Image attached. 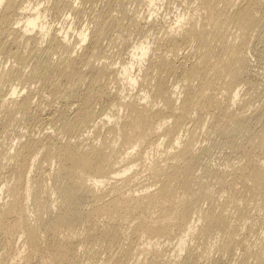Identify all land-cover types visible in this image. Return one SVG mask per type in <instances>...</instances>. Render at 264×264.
I'll return each mask as SVG.
<instances>
[{
	"label": "bare ground",
	"instance_id": "obj_1",
	"mask_svg": "<svg viewBox=\"0 0 264 264\" xmlns=\"http://www.w3.org/2000/svg\"><path fill=\"white\" fill-rule=\"evenodd\" d=\"M84 1L94 4V0ZM141 1L153 8L164 1L183 7L174 22L160 26L153 41L142 40L129 50V37L122 31L126 10L116 7L118 2L95 9L77 30L67 12H81L85 3L52 0L65 15L55 24L47 20L48 7L39 2L32 5L31 1L29 7L23 0H0V119L52 128L42 136L18 131L13 151L7 152L14 160L7 178L14 182L10 185L4 178L0 184V190L6 185L10 196L6 203L0 202V229L5 238L23 235L29 254L41 256L46 264H264V237L259 234L248 240L249 231L248 238L240 236L247 222L248 230L260 233L264 228V82L254 86L263 97L256 106L255 91H248L245 98H241L245 93L240 95L249 83L245 74L255 67L250 43L264 25V0ZM153 8L146 20L149 29L158 24L154 14L158 8ZM114 29L117 33L110 34ZM126 50L131 57L123 61ZM110 51L116 59H109ZM185 51L191 54L189 63L184 62L188 55L179 59ZM30 58L34 62L27 70ZM134 60L147 61L140 66L139 79L132 74ZM122 79L131 86L139 83L143 92L125 100L118 86L108 104L120 105L124 114L117 112L114 121V115L106 112L117 110L114 106H110L114 110L98 111L94 103L111 91V82ZM81 87L83 95L71 110L44 108L34 100L46 94L50 102L68 99ZM250 106L255 108L247 114ZM91 128L97 136L103 134L100 144L92 138L85 143L88 136H83ZM202 130L221 135L228 143L226 149L237 154L228 158L226 170L203 166L202 146L196 147L198 135L205 133ZM60 134L67 139H59ZM152 150L162 153L157 157L159 153L152 152L156 158L151 159ZM40 158L41 168L44 163L55 166L48 172L51 186L45 182L47 175L30 183V167ZM139 163L153 179L149 184L157 185L154 189L146 183L149 177L141 180L145 173ZM141 182L147 185L136 192ZM29 196L33 215L25 211ZM204 200L208 206H203ZM64 230L74 235L81 230L84 236L77 242L62 236ZM42 235L47 236L45 245ZM126 235L144 237V245H126ZM191 237L204 243V250H197L192 239L194 247L190 246ZM173 240L175 254L166 261L169 250H163L167 245L162 243ZM82 246L84 259L78 257ZM111 246H118L121 253L100 263L102 249Z\"/></svg>",
	"mask_w": 264,
	"mask_h": 264
},
{
	"label": "rangeland",
	"instance_id": "obj_2",
	"mask_svg": "<svg viewBox=\"0 0 264 264\" xmlns=\"http://www.w3.org/2000/svg\"><path fill=\"white\" fill-rule=\"evenodd\" d=\"M23 1H26L27 3H25L26 5H28L29 7H31L32 5H35L36 3H40V5L41 6H46V7H48V10L46 11V13H47V20L48 21H54V23L56 24H60V22L64 19V17H65V15L63 14V12L59 9H57V7H55L53 4H52V0H23ZM31 1H32V5H31ZM76 1V5L78 4V6L80 5V6H82L84 3L85 4H87V6H88V8H87V6L84 4L83 6H85V8H83V10H79V11H81V12H77V11H74V12H67V16H68V14H69V20H71V21H73V25L76 27V29L77 30H79V28H77V26L79 27H81L82 26V24L83 23H86L89 19H91L90 17H92V16H90V15H93L92 13L94 12L95 13V9H97V10H101V9H103V7H104V5H106V3H108V2H112V3H115V5H116V3L118 2V4H117V6L116 7H124L125 6V10H126V17L123 19V21H124V23L126 24V27H123L122 28V31H123V33H125L128 37H129V40H130V42H129V44H128V49L130 50V49H132L133 48V46H137V45H139V44H141V43H143V41H153L154 40V37H155V34L156 33H158V31H159V29H160V26L161 25H166V24H170V23H172V22H174L177 18V15H178V13L180 12V10H181V7H183V6H179L178 5V3L177 4H175V2L174 1H164L163 2V4H161V2H159L157 5H155L156 6V8H155V6H154V8H155V10H157V8H158V11L156 12L155 11V15H157V18H158V24L156 25V26H154V27H152V28H150L149 29V27H150V25L148 24V22L146 21V20H148L149 19V15H150V10H151V8H153L152 6H150L149 4H147V2L146 1H144V2H142L141 0H123L122 1V3H120V0H94L93 2H94V4L92 3V5L91 6H89L90 5V2L89 1H84V0H75ZM191 1H193V0H191ZM81 2V3H80ZM174 2V3H173ZM83 3V4H82ZM182 5H184L185 6V8L187 7V5H188V3H187V1H185V2H183V4ZM191 6H192V4H190ZM194 5V4H193ZM94 6V7H93ZM190 6V8H192ZM93 7V8H92ZM86 8H87V10H86ZM154 8H153V10H154ZM89 10H90V12H89ZM179 11V12H178ZM153 14V15H154ZM137 16H138V18H137ZM146 17V18H145ZM135 20H137V22L135 23V24H133V22L135 21ZM145 29V30H144ZM146 30H147V32H146ZM149 30H151V31H149ZM34 31H36V29L34 30ZM75 31V30H74ZM77 34V31L76 32H74V34ZM116 34L117 33V30H112L111 32H110V34ZM75 34V35H76ZM146 38H147V40H146ZM151 38V39H150ZM150 39V40H149ZM139 40H141L140 42H139ZM143 40V41H142ZM46 41V40H45ZM43 42V44L44 45H46L45 43H47V41L46 42ZM106 41H108V39L107 38H105L104 39V42H106ZM253 41V42H252ZM88 42H89V40H87L86 42H85V44L84 45H87L88 44ZM130 44L132 45V46H130ZM253 44V45H252ZM253 47V48H252ZM255 48V49H254ZM80 49V51H83L84 50V48H79ZM251 49H253V50H251ZM128 50V51H129ZM250 50H251V52H249L250 54V58H251V61H253L252 63L255 65V67H251V69L249 70V72L248 73H246L245 74V76L244 77H246L247 75H249V76H247V80H249V83H247V84H244V87L242 88V90H243V92H242V90L240 91L242 94H240L242 97L241 98H245L247 95V93H248V91L250 92V91H255L254 90V86L256 85V84H259V83H261L262 81L264 82V77H262V76H264V69H263V67H264V25H263V27H262V29H261V31H260V33H259V35L258 36H256V38L255 37H253V39L251 40V43H250ZM249 50V51H250ZM255 50V51H254ZM128 51L126 50V53L123 55V58H125V59H122L123 61L125 60H127V59H130V57H131V54H128ZM111 52L112 51H110L109 53H110V55L113 57H110L109 59L110 60H113V59H116V58H114L115 56H114V54L112 53L111 54ZM188 52H181L180 54H179V56H180V58L179 59H182L183 60V57L185 56V55H188V57H184V62H186V63H189L190 61H191V54L189 55V54H187ZM112 58V59H111ZM186 58L188 59L187 61H186ZM30 61V63H29V65L28 66H26V68H27V70L29 69V67H30V64L32 65L33 64V62H34V59H32V58H30L29 59ZM3 61H4V59H3ZM2 61V62H3ZM128 61V60H127ZM136 63H135V65H134V68L132 69V71H133V75H136V76H138V79L141 77V74L142 73H140V72H143V66H142V68L140 67L141 65H142V63L144 64L145 62H147L146 60L145 61H143V60H141V61H138L137 62V60H134ZM262 62V63H261ZM8 63H10V62H8ZM261 63V64H260ZM146 64V63H145ZM144 64V65H145ZM117 65H120V64H117ZM258 67V68H257ZM26 68H25V70H26ZM254 68H255V70H254ZM262 68V69H261ZM258 70V72H257V70ZM255 73H254V72ZM257 73V74H256ZM261 75V76H260ZM140 76V77H139ZM250 79H249V78ZM258 78V79H257ZM125 79V78H124ZM251 80V81H250ZM257 80V81H256ZM260 80V81H259ZM262 80V81H261ZM116 82V83H115ZM120 82V83H119ZM254 82H256V83H254ZM257 82H259V83H257ZM118 83V84H117ZM123 84V85H122ZM253 84V85H252ZM110 86H109V89L111 88V91H113V92H111L110 90L108 91V93H109V95H108V93L105 95V96H102V97H100V98H98L97 100H96V102L94 103V105H95V108L99 111H106L105 110V108L107 109V110H109V108H110V106H114V109L116 108L117 110H114L113 109V107H111L110 109L111 110H114V111H106V112H110L111 113V115H114V116H112L111 118L113 119L115 116V120H116V118H118V116L117 115H120V113H121V111H122V113L124 114V110H121V106L120 105H109L108 103H112L113 101H114V95H116L115 93H116V89H118L119 87H121L119 90L121 91V94H122V99H125V98H127V99H130V97L132 98L133 96H130V95H135V97L137 98V94H139V93H142L143 91L141 90V88H142V85H140L139 83H135V85H133V86H131V85H129V84H127V82H126V80H120V81H114V82H111L110 84H109ZM121 85V86H120ZM140 85V86H139ZM35 86H38V85H36L35 84ZM119 86V87H118ZM253 86V87H252ZM118 87V88H117ZM134 87V88H133ZM259 88H260V86H258ZM180 88V87H179ZM81 89H82V87H81ZM80 89V91L78 90V92L73 96V95H71L68 99H66V97L65 98H61V99H55L53 102H50L49 101V98L47 97L48 96V94H46V97L45 96H43V97H39V96H35L34 97V100L36 101V99H37V101H39L40 103H41V107H44L45 108V106L46 107H49L50 108V106H52V108H50V109H54V110H60L62 107H64V108H70V110L71 109H73L74 108V106H76L78 103H79V100L81 99V96L83 95V89L81 90ZM256 89V88H255ZM263 89V88H262ZM257 91H258V93H256V91H255V94H258L257 96V98H258V100H257V98L255 99V106L257 105V104H259L260 102V100L262 101L263 100V97L262 96H260L261 97V99H260V97H259V95H260V93L262 94V90L261 89H256ZM115 92V93H114ZM82 93V94H81ZM127 96V97H126ZM72 97V98H71ZM125 97V98H124ZM80 98V99H79ZM116 98H118V97H116L115 96V99ZM43 99V100H42ZM127 99H125V100H127ZM58 100V101H57ZM142 99H140V101H141ZM242 100V99H241ZM257 100V101H256ZM46 101V102H45ZM74 101V102H73ZM77 101V102H76ZM111 101V102H110ZM115 101H117V99L115 100ZM44 102V103H43ZM73 104H72V103ZM52 103V104H51ZM44 105V106H43ZM109 106V107H105V106ZM66 106V107H65ZM71 106V107H70ZM119 106V107H118ZM104 107V109L103 110H101V109H98V108H103ZM253 106H250V107H247L248 109H246L247 111V114L249 113H252V110L255 108V107H253ZM55 108H57V109H55ZM59 108V109H58ZM119 108V109H118ZM123 109V108H122ZM69 110V111H70ZM120 110V111H119ZM42 112H44V111H42ZM112 112L114 113V114H112ZM117 112H120V113H117ZM45 113V112H44ZM121 113V114H122ZM123 114L121 115V116H123ZM43 115H45V114H43ZM101 116H103V118L105 117H107L106 116V114H102ZM209 116V115H208ZM122 118V117H121ZM209 119V122H208V129H210V123H211V119L210 118H208ZM99 120V119H98ZM114 120V119H113ZM112 120V121H113ZM114 120V121H115ZM112 121H110V122H108V124H111L112 125V123L114 122H112ZM17 121H14V122H5V120H1L0 119V165H1V167L0 168H2V169H0V172L2 171L4 174H2V172L0 173V184L2 185L3 184V181L4 180H2V179H4V178H7V176H9V175H11V170H12V168H13V163H14V160H13V158H11L8 154H7V152L9 151V152H12L13 151V149H12V144L13 143H15V140L17 141V139H18V131H24L25 133H29V132H34L36 135H43L44 134V131L45 130H52V128L49 126V128H47V129H43V126H41V124L40 123H38V124H40L39 126H38V124L37 123H33V124H25V122H23L22 120L19 122H17ZM8 123V124H7ZM13 124V125H12ZM22 124V125H21ZM107 124V125H108ZM189 124H191L190 122H189ZM17 125V126H16ZM30 125V126H29ZM34 125V126H33ZM38 127H37V126ZM106 125V124H105ZM104 125V126H105ZM106 125V126H107ZM25 128H24V127ZM35 126H36V128H35ZM47 126V125H46ZM103 125H102V127L104 128H102L101 129V131L103 132V130H106V126L104 127ZM108 126H110V125H108ZM207 126V125H206ZM18 127V128H17ZM27 127H28V130H27ZM17 128V129H16ZM20 128V129H19ZM39 128H41V129H39ZM206 128V127H205ZM205 128H204V130H205ZM17 131H16V130ZM37 130V131H36ZM14 131V132H13ZM203 131V130H202ZM15 132H16V134H15ZM31 132V133H32ZM203 132H205V133H200V136L198 135V137H199V139H200V141H199V144L198 145H196V147L198 148V149H201V146H202V155H201V157L203 158V159H201L202 160V163H203V166H205V164L208 166V167H210V168H213V169H218V170H226V168L227 167H225V164H227L228 163V158H233L234 156H236L237 154H233V153H231V149H226V148H228L229 146H228V143H226V139H224L221 135H219L218 133L216 134V132L215 133H213V135L211 134V136L208 134V133H206V131H203ZM37 133H39V134H37ZM104 133V132H103ZM14 134V135H13ZM95 136H94V135ZM207 135V137H206V135ZM41 135V136H42ZM101 135H103V134H100L99 136H97L96 135V133H95V131L94 130H92V128L90 129V131L88 130V131H86V133H85V135L83 136V137H85V136H88V139L86 140L85 139V143L86 142H88L89 141V139H96L95 141H97V143H98V141H99V139H101L102 140V138L100 137ZM27 136V137H26ZM26 136H24L23 135V137L25 138V139H27L28 138V135L26 134ZM60 136V138L59 139H62V141H65L66 139H67V137H66V135H63V134H60L59 135ZM62 136H63V138H62ZM93 136H94V138H93ZM96 136H97V138H96ZM209 136V137H208ZM16 137H17V139H16ZM22 137V139L23 140H25L24 138ZM202 137V138H201ZM211 137V138H210ZM79 138H81L82 139V137H79ZM209 138V139H208ZM80 139V140H81ZM208 139V140H207ZM101 140L99 141V142H101ZM166 140H168V139H165V141ZM202 140V141H201ZM12 142V143H11ZM166 144H167V142H165ZM165 143H164V146H167V145H169V141H168V144L167 145H165ZM202 143H205V144H202ZM84 144V143H83ZM98 144H100V143H98ZM207 144V145H206ZM199 145H201V146H199ZM205 145H206V147H205ZM227 145V146H226ZM199 146V147H198ZM11 147V148H10ZM208 148V149H207ZM9 149V150H8ZM204 149V150H203ZM205 150H206V152H205ZM154 151H156V150H154ZM203 151L205 152V153H203ZM153 150L152 151H150L149 152V154H148V156H149V158H151L152 159V155H154L153 153H159V154H157L156 156L158 157V156H160V153H162L161 151H156V152H153ZM164 155V154H163ZM162 156V155H161ZM230 156H233V157H230ZM153 158H156L155 157V155L153 156ZM41 158L40 159H38V163H35V164H33L31 167H30V170H29V175H28V177H29V180H30V183H32V181H35V180H39V179H43L44 180V177L47 175V180H45V182H46V184L48 185V186H51V184H52V180L50 179V175L48 174V172H50V171H52L54 168H55V166H54V164H52V165H47L46 163H44L43 164V168H41L40 167V163H41ZM149 160V159H148ZM204 160L206 161V162H204ZM207 162H208V164H207ZM205 163V164H204ZM4 164V165H3ZM139 164H141V163H139ZM137 165L138 167L140 166H142V164L141 165ZM3 166V167H2ZM137 166H134V168L133 169H135V171H138L137 169H139ZM135 167H137V168H135ZM141 169V172H142V170H143V167L142 168H140ZM148 172V170H143V175H144V173H145V175L143 176L142 175V173H141V175L143 176H141L142 177V179L141 180H143V178L145 179V178H148V179H145V180H148L147 182L144 180V181H142V182H146L148 185H150V184H152L151 183V181H153V179H152V177L150 176V174H148L149 176H147V172ZM132 172V170H130V173ZM129 173V172H128ZM2 174V175H1ZM2 176H4V177H2ZM6 176V177H5ZM152 180H151V179ZM26 180H27V178H26ZM150 180V181H149ZM48 181V182H47ZM13 182H14V179H12V178H10V177H8L7 179H6V183H9L10 185L11 184H13ZM141 182V183H142ZM146 183H142V184H140L139 183V186H138V184H136V186L135 185H133V186H135L136 187V189H137V191L136 192H140V191H142V187L144 186H146L147 184ZM150 183V184H149ZM145 184V185H144ZM30 185V184H29ZM143 185V186H142ZM26 186H28V185H23V188L24 187H26ZM132 186V187H133ZM137 186H138V188H137ZM151 186V185H150ZM150 186L148 187V189L150 188ZM135 187H133V188H135ZM140 187V188H139ZM143 187V188H144ZM155 187H157V185L155 186ZM154 187V184L151 186V188L150 189H154L155 188ZM56 195L55 194H53V196L52 197H55ZM9 198H10V196L7 194V187H6V185L5 186H3V189L2 190H0V202H7L8 200H9ZM208 204H209V201L208 200H204V202H203V206H208ZM56 210V209H55ZM28 214H30V215H33L34 213H33V206H32V200H30V196L27 198V209L25 210ZM14 216L13 215H10L9 216V220H11L12 218H13ZM133 221H131L130 223H131V225H133V223H132ZM135 223V222H134ZM247 224H248V222H247ZM245 225V226H243L242 227V231H246L247 230V233L244 231L243 233H242V231H241V233H242V235L240 234V236H242V237H244L245 238V236L248 234V231H249V236L247 235L246 236V238H248V240H250V239H255L256 237H257V235L259 236V234H260V236L261 237H264V228L261 230L260 229V233L258 232L259 231V229H257V230H255V232H254V230H252L251 231V229L250 230H248V228H250V225L248 226V225ZM244 227L246 228V229H244ZM83 229V227H81V230ZM244 229V230H243ZM80 230V231H81ZM76 232V234L74 235V234H71L69 231H67V230H64L63 232H62V236H65V237H67V238H75L76 239V241L78 242V240H79V237H83L84 236V234H81V232ZM250 231H251V233H250ZM258 234H257V233ZM246 233V234H245ZM245 235V236H244ZM127 238V239H126ZM23 239H24V236L23 235H18V237L17 236H12V237H10V238H5L4 237V235H3V232H2V230L0 229V242L2 243L1 245H0V264H46V263H44V262H42V260H41V256H32V255H30L29 254V248L27 247V246H23V244H22V242H23ZM127 240V242L129 243H127V242H125L126 240ZM142 239V237L141 238H139V239H135V237L133 236V235H126L125 237H124V239H123V242L126 244V245H130L131 247L133 246V245H139V246H141V244H142V246L144 245L143 243H144V240L143 239H145L144 237H143V241L141 240ZM191 239H192V241H193V244L194 245H196L195 246V248H197V250H198V248L200 249V250H204V247L206 246L204 243H199V242H197V240L195 239V237L194 238H189L188 239V243H189V245L191 246L192 245V243H190V242H192L191 241ZM193 239H195V240H193ZM46 240H47V236H45V235H42V237H41V239H40V241H41V243L43 244V245H45V242H46ZM139 242H138V241ZM136 241H137V243H136ZM142 241V242H141ZM76 242V243H77ZM133 242V244H130V243H132ZM176 242V240L174 241L173 240V242H170V241H167V243L166 242H164V243H162L163 245H167L166 247H163L162 246V244L159 246V245H157V246H159L160 248H162L163 247V250H165V251H167V250H169V252H167V253H165V255H164V258L166 259V261H168L167 259H171V257H172V255L173 254H175V247H176V244L174 245L175 247H173V245H171V243L172 244H174ZM196 242L197 243H199L198 245L199 246H203V247H198L197 246V244H196ZM74 243H75V241H74ZM166 243V244H165ZM124 244V245H125ZM170 244V245H169ZM125 245V246H126ZM172 248V250H171V248L169 247V246ZM194 245H192L193 247H194ZM209 245V244H208ZM214 245H216V244H212L211 246H214ZM162 246V247H161ZM210 246V245H209ZM83 247V246H82ZM82 247H80L79 248V252H78V257L79 258H82V259H84L85 258V250H84V247L82 248ZM215 247V246H214ZM214 247H212L214 250V253H216L215 252V250L217 251V246H216V249L214 248ZM120 249L118 248V246H111V247H107V250H106V248H104V249H102V251H101V254H100V257H99V262L100 263H102L103 261H107V259L109 258L110 259V256H113L115 253H117V254H115V255H119L121 252V250L119 251ZM171 250V251H170ZM174 250V251H173ZM186 251V250H185ZM184 250L182 251V256H184L183 254L184 253H186ZM212 251V252H213ZM120 252V253H119ZM174 252V253H173ZM119 253V254H118ZM168 253H170L169 255H168ZM214 253H213V256L214 257H217V255L215 254L214 255ZM142 254V255H141ZM141 254H139L138 256L141 258V256H142V258H143V253H141ZM217 254H218V252H217ZM145 255V254H144ZM166 255H168V256H166ZM45 256V255H44ZM212 256V257H213ZM145 257H146V255H145ZM166 257H169V258H166ZM141 258V259H142ZM109 259H108V261H109ZM145 259V258H144ZM143 260V259H142ZM229 260V259H228ZM251 260L252 259H250L249 260V262H251ZM208 261H210V260H208ZM50 262H51V260H50ZM110 262V264H112V261H109ZM228 262V261H227ZM229 262H230V260H229ZM231 262H236V259H235V261L233 260H231ZM52 263V262H51Z\"/></svg>",
	"mask_w": 264,
	"mask_h": 264
}]
</instances>
